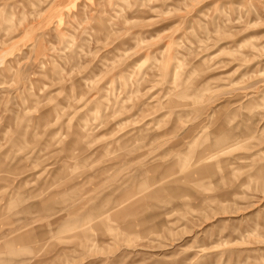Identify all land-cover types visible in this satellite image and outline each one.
I'll list each match as a JSON object with an SVG mask.
<instances>
[{
  "label": "rangeland",
  "instance_id": "1",
  "mask_svg": "<svg viewBox=\"0 0 264 264\" xmlns=\"http://www.w3.org/2000/svg\"><path fill=\"white\" fill-rule=\"evenodd\" d=\"M0 264H264V0H0Z\"/></svg>",
  "mask_w": 264,
  "mask_h": 264
}]
</instances>
